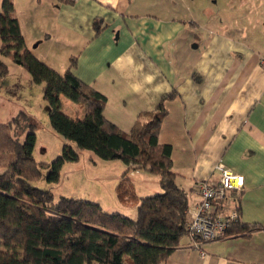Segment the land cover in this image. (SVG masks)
<instances>
[{"label": "crops", "instance_id": "0c3cea01", "mask_svg": "<svg viewBox=\"0 0 264 264\" xmlns=\"http://www.w3.org/2000/svg\"><path fill=\"white\" fill-rule=\"evenodd\" d=\"M39 1L52 20L37 36L28 37L16 16L28 49L60 74L76 58L73 72L106 97L104 116L122 132L173 94L159 141L173 148L174 172L182 178L176 182L190 208L199 202L200 182L219 180L218 164L245 178L240 220L253 229L210 243L186 235L163 264H264V0H231L238 17L210 18L180 12L169 0ZM30 40L39 43L31 47ZM53 40L70 44L60 64L37 51ZM63 100L67 115H82ZM144 185L141 197L160 190Z\"/></svg>", "mask_w": 264, "mask_h": 264}, {"label": "trees", "instance_id": "16d2710c", "mask_svg": "<svg viewBox=\"0 0 264 264\" xmlns=\"http://www.w3.org/2000/svg\"><path fill=\"white\" fill-rule=\"evenodd\" d=\"M0 38V55L12 57L34 84L43 85L51 127L66 141L50 165L39 164L34 158L35 120L21 112L9 123H0V264L167 262L188 235L190 203L188 193L176 182L173 148L159 141L168 116L165 103L173 94L164 96L156 110L142 113L126 134L105 118L106 97L73 72L76 58L60 74L28 49L13 0L2 2ZM8 75L9 68L0 58V85ZM63 99L80 107L82 115H67ZM85 151L102 161L124 163L128 173L158 176L163 193L139 199L133 220L85 199L61 197L55 202L51 192L35 186L46 169L47 181L59 183L65 164L80 162ZM251 229L240 221L229 235Z\"/></svg>", "mask_w": 264, "mask_h": 264}, {"label": "rangeland", "instance_id": "374dc122", "mask_svg": "<svg viewBox=\"0 0 264 264\" xmlns=\"http://www.w3.org/2000/svg\"><path fill=\"white\" fill-rule=\"evenodd\" d=\"M16 1L18 5L16 16H19L23 21V27L28 37L37 36L51 25L52 16L49 14L48 5L40 3L39 0H32L31 3L28 0ZM169 1L179 6L180 12L192 13L199 18H210L220 13L226 17H238L236 13H232L231 0H185L189 4L185 8L179 0ZM30 41L31 47L39 43V40ZM62 43L58 40L49 41L41 44L37 51L42 52L51 63L60 64L66 46L70 45L66 42ZM1 47L2 40L0 38V50ZM0 58L9 68L8 77L0 85V123H9L21 112L31 116L37 124L34 158L39 164L50 165L61 155L66 141L57 135L51 127L49 119L51 110L44 99V87L34 84L32 79L30 81L31 77L28 72L17 66L12 57L0 55ZM63 69L59 68L62 74L65 73ZM23 72L29 78H24ZM68 109L70 113L75 112ZM126 171L125 164L120 161H102L96 158L93 153L85 151L82 152L79 163L65 164L59 183L52 184L47 181L49 170L46 169L43 171L42 179L36 182L35 186L43 191L51 192L55 202L59 201L61 197L85 199L100 204L108 213L122 214L136 220L137 206L139 199L142 198L140 193L147 189L144 184L147 182L149 190L160 186L158 192H150L148 196L161 194L163 189L158 176ZM144 175L150 179H144ZM177 182L182 184V178L177 179Z\"/></svg>", "mask_w": 264, "mask_h": 264}, {"label": "built area", "instance_id": "2783aa9c", "mask_svg": "<svg viewBox=\"0 0 264 264\" xmlns=\"http://www.w3.org/2000/svg\"><path fill=\"white\" fill-rule=\"evenodd\" d=\"M216 172L220 177L217 182L203 181L198 184L199 202L188 210L191 217L188 236L201 243L230 237V228L241 221L238 196L245 188L244 176L223 163L217 165ZM195 247L199 249L200 244H195ZM202 256L205 257V253Z\"/></svg>", "mask_w": 264, "mask_h": 264}]
</instances>
